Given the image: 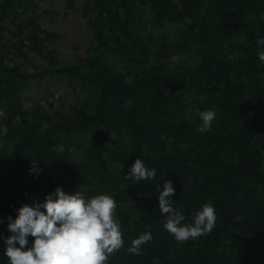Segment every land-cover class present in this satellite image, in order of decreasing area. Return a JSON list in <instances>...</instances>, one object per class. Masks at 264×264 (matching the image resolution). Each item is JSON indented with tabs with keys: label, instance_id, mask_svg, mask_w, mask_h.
<instances>
[{
	"label": "trees",
	"instance_id": "obj_1",
	"mask_svg": "<svg viewBox=\"0 0 264 264\" xmlns=\"http://www.w3.org/2000/svg\"><path fill=\"white\" fill-rule=\"evenodd\" d=\"M36 3L0 5V110L8 116L0 140V264H9L8 217L57 187L116 200L125 243L108 264H264V49L256 43L264 39V0H91L95 38L87 57L74 65L51 57L45 70L28 74L5 63L4 39ZM28 26L34 45L40 35L55 37L35 20ZM36 77L81 81L87 98L54 120L27 111L22 91ZM205 110L216 118L200 132ZM138 158L156 169L154 179L126 178ZM166 180L182 224H192L204 204L215 208L211 233L178 242L163 227ZM145 231L152 240L140 255L129 253Z\"/></svg>",
	"mask_w": 264,
	"mask_h": 264
},
{
	"label": "clouds",
	"instance_id": "obj_2",
	"mask_svg": "<svg viewBox=\"0 0 264 264\" xmlns=\"http://www.w3.org/2000/svg\"><path fill=\"white\" fill-rule=\"evenodd\" d=\"M258 47L264 49V39H257ZM264 63V50L258 53ZM200 132L210 130L216 118L214 110L200 112ZM30 171L37 175L41 169L36 161ZM156 169H148L138 158L129 170L127 179L134 177V183L154 179ZM175 193L173 182L166 180L159 192V209L167 215L163 227L178 242L199 238L213 231L217 216L209 203L194 213L192 224H182L184 215L173 207ZM116 200L107 194L87 197L81 191L68 194L61 187L48 194L43 203L24 204L15 219L8 217L11 235L4 240V255L9 264H108L109 257L124 247L120 224L115 219ZM3 221H0L2 223ZM34 238L28 247V237ZM152 240L150 231L133 239L127 249L140 255L142 245ZM19 244V247H17Z\"/></svg>",
	"mask_w": 264,
	"mask_h": 264
},
{
	"label": "rangeland",
	"instance_id": "obj_3",
	"mask_svg": "<svg viewBox=\"0 0 264 264\" xmlns=\"http://www.w3.org/2000/svg\"><path fill=\"white\" fill-rule=\"evenodd\" d=\"M2 2L0 0V5ZM90 3L91 0H37L32 12L21 15L9 25L4 39L5 63L35 74L48 67L51 57L62 65L83 61L95 38L92 15L88 13ZM30 20H35L55 37L40 35V45H34L29 38L32 33L28 26ZM176 32L175 28L168 35ZM178 63L184 64L181 59ZM86 98L81 81L72 82L65 77H36L22 91L25 109L30 112L38 109L51 120L60 113L72 114ZM7 117L6 111L0 110V140L7 132Z\"/></svg>",
	"mask_w": 264,
	"mask_h": 264
}]
</instances>
